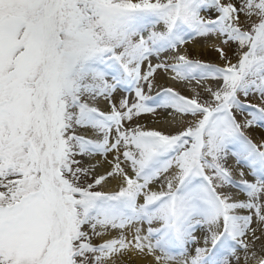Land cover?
Segmentation results:
<instances>
[{
	"label": "snow or ice",
	"instance_id": "snow-or-ice-1",
	"mask_svg": "<svg viewBox=\"0 0 264 264\" xmlns=\"http://www.w3.org/2000/svg\"><path fill=\"white\" fill-rule=\"evenodd\" d=\"M133 260L264 264V0H0V264Z\"/></svg>",
	"mask_w": 264,
	"mask_h": 264
},
{
	"label": "bare ground",
	"instance_id": "bare-ground-1",
	"mask_svg": "<svg viewBox=\"0 0 264 264\" xmlns=\"http://www.w3.org/2000/svg\"><path fill=\"white\" fill-rule=\"evenodd\" d=\"M200 55H201V57H206V58H208V57H214L215 56V53H213V52H211V50H204L203 48L200 50ZM172 82L171 81H169V80H167V78L165 77V76H163V74L161 73L160 75H158L157 76V84L158 85H161V84H165V85H167V84H171ZM186 88H187V86H184V87H182L180 90L182 91V92H184L185 94H187V91H186ZM155 119H157L156 117H152V116H144V117H142L141 118V120H140V122L141 123H143V124H146V125H148L149 127H157V128H162L163 130H172L171 129V125L170 124H168V123H164V122H162V123H160V124H155V123H153V121L155 120ZM129 264H138V261H135V260H133V261H130L129 262Z\"/></svg>",
	"mask_w": 264,
	"mask_h": 264
},
{
	"label": "rangeland",
	"instance_id": "rangeland-1",
	"mask_svg": "<svg viewBox=\"0 0 264 264\" xmlns=\"http://www.w3.org/2000/svg\"><path fill=\"white\" fill-rule=\"evenodd\" d=\"M203 58V57H202ZM204 59H207V60H214L215 59V56L214 57H208V58H206V57H204ZM167 131V130H166Z\"/></svg>",
	"mask_w": 264,
	"mask_h": 264
}]
</instances>
